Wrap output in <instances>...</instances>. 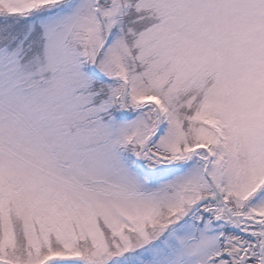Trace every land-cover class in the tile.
<instances>
[{"label": "snow or ice", "instance_id": "snow-or-ice-1", "mask_svg": "<svg viewBox=\"0 0 264 264\" xmlns=\"http://www.w3.org/2000/svg\"><path fill=\"white\" fill-rule=\"evenodd\" d=\"M0 264H264V0H0Z\"/></svg>", "mask_w": 264, "mask_h": 264}]
</instances>
